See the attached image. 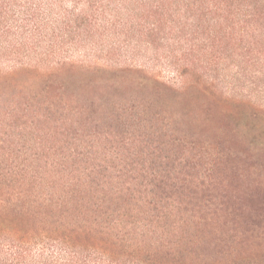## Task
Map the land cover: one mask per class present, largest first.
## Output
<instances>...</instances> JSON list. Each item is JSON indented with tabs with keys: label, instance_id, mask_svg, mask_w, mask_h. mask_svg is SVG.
<instances>
[{
	"label": "trees",
	"instance_id": "16d2710c",
	"mask_svg": "<svg viewBox=\"0 0 264 264\" xmlns=\"http://www.w3.org/2000/svg\"><path fill=\"white\" fill-rule=\"evenodd\" d=\"M259 101L264 0H0V264H264Z\"/></svg>",
	"mask_w": 264,
	"mask_h": 264
},
{
	"label": "rangeland",
	"instance_id": "374dc122",
	"mask_svg": "<svg viewBox=\"0 0 264 264\" xmlns=\"http://www.w3.org/2000/svg\"><path fill=\"white\" fill-rule=\"evenodd\" d=\"M162 75L165 78H169L170 77V75H168L167 73H163ZM257 106H260V107L264 108V101H259L257 103ZM4 148L5 149L3 150V153L4 152L7 153L8 150H9V152H12V144H5ZM239 152H241V151H239ZM241 154H242V156L245 155V153H243V152H241ZM260 164H262L264 166V159L262 161H260ZM254 168H256V169H254V171L253 170H246L245 173L247 175H250V178L254 177L257 182L264 183V170L263 171L262 170H257V168H258L257 165H254ZM263 169H264V167H263ZM260 171H262V172H260ZM251 173H254V174L251 175ZM233 181H234V183H237V179L236 178H233Z\"/></svg>",
	"mask_w": 264,
	"mask_h": 264
}]
</instances>
